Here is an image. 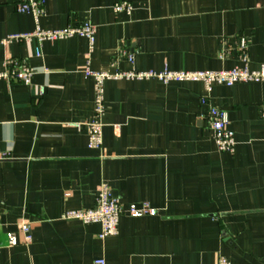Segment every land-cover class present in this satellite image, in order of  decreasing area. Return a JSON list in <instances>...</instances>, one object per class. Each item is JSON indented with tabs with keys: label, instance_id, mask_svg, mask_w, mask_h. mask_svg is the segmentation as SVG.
<instances>
[{
	"label": "crops",
	"instance_id": "0c3cea01",
	"mask_svg": "<svg viewBox=\"0 0 264 264\" xmlns=\"http://www.w3.org/2000/svg\"><path fill=\"white\" fill-rule=\"evenodd\" d=\"M122 1L133 4L131 13L115 10ZM15 2L0 0V38L8 40L0 44V73L8 59L35 73L30 84L0 78V264H218L220 256L264 264V81L208 91L201 80L110 78L101 148L89 147L86 124L95 103L87 67L112 74L258 69L264 0L46 1L41 28L90 22L94 44L80 35L8 39L37 27ZM204 96L227 111L232 152L218 148L201 117L209 109ZM103 183L125 209L148 202L156 213L124 212L118 232L103 238L100 223L62 218L93 207Z\"/></svg>",
	"mask_w": 264,
	"mask_h": 264
},
{
	"label": "built area",
	"instance_id": "2783aa9c",
	"mask_svg": "<svg viewBox=\"0 0 264 264\" xmlns=\"http://www.w3.org/2000/svg\"><path fill=\"white\" fill-rule=\"evenodd\" d=\"M47 0H16V9L20 13H31L34 15L37 23L36 30L32 33L17 34L10 36L8 39H23L29 40L32 36L38 38L40 42L44 40H55L74 35H80L89 39L91 44L95 42L96 28L90 22H85L81 25L68 26L64 29L46 30L40 27L39 18L44 14V6ZM117 12L125 11L131 13L134 9L133 4L128 1L117 2L114 6ZM8 40L0 38V44L6 43ZM242 48L245 49L247 42L245 39L241 41ZM36 54H41V46L36 48ZM130 61L134 60L132 54L128 55ZM248 56L243 52V60L247 61ZM35 69L25 62L16 59H8L6 62V70L0 73V78L8 81L17 80L25 84H30ZM86 73L92 76L95 80V103L92 118L86 122L88 126L89 147L101 148L103 137V122L102 116L105 113L106 106L104 101V83L107 79L122 78V77H143L157 75L161 80L168 81L171 79H188L205 83L208 91L212 90L214 84H222L232 86L238 82L264 81V63L258 69H250L247 65L244 67H235L230 70L211 71H178L171 72L165 70L162 73L155 74L154 72H116L112 74L108 71H94L89 67L86 68ZM45 92L41 88V93ZM202 104H208L207 97L201 98ZM207 113L202 114V118L208 120L213 131L214 140L220 150L232 152L236 145L235 133L229 128V117L227 111L210 104ZM127 212L132 217H142L147 214H155L156 209L148 202L131 203L127 209L124 208L120 198L114 196L111 189L106 183H103L99 189L95 205L91 208L69 209L62 214L63 219L80 220L84 223H100L102 231L100 237L115 235L118 232L120 216ZM25 233V241L30 242L32 239L31 226L28 223H23L20 226ZM10 243L15 245L18 243L15 234H10ZM97 263L104 264V260H97ZM218 264H231L225 257L220 256Z\"/></svg>",
	"mask_w": 264,
	"mask_h": 264
}]
</instances>
